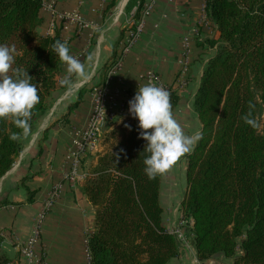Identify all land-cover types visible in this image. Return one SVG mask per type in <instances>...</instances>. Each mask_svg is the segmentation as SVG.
Instances as JSON below:
<instances>
[{
	"label": "trees",
	"instance_id": "obj_1",
	"mask_svg": "<svg viewBox=\"0 0 264 264\" xmlns=\"http://www.w3.org/2000/svg\"><path fill=\"white\" fill-rule=\"evenodd\" d=\"M41 4L0 0V44L14 48L12 67L25 69L38 85L40 100L29 117L30 130L44 116L64 64L52 46L66 42L58 32L37 33ZM203 4L219 37L206 41L214 54L193 100L201 138L187 154L179 209L192 220L198 264H224L219 258L229 259L228 264H264V0ZM167 90L174 111L179 97ZM134 94L127 93L128 109ZM248 114L252 124L243 119ZM138 132V121L128 111L107 125L103 142L108 147L96 164L89 168L83 160L91 177L79 190L94 210L86 240L88 264H168L178 255L179 243L162 217L161 174L151 179L145 174L148 153ZM24 136L12 117L0 118V178L11 168ZM17 260L18 254L10 264ZM8 261L0 251V264Z\"/></svg>",
	"mask_w": 264,
	"mask_h": 264
},
{
	"label": "crops",
	"instance_id": "obj_2",
	"mask_svg": "<svg viewBox=\"0 0 264 264\" xmlns=\"http://www.w3.org/2000/svg\"><path fill=\"white\" fill-rule=\"evenodd\" d=\"M43 1H54L56 11L78 13L87 23L86 27H80L77 21H64L41 6L36 27L40 35L58 32L67 42L70 54L85 65V75L73 74L71 86L62 85L61 80L67 75V65H62L44 116L24 136L19 154L0 178V251L9 260L5 264H10L18 254L19 243L29 236L31 219L39 211L47 191L60 183V196L41 221L34 250L44 253L46 264H88L86 240L92 230L94 210L79 190L81 183L71 185L62 177L69 166L73 133L85 125L90 113L93 88L107 84L120 103L124 94L135 93L139 85L149 83L147 75L153 72L158 75L160 86L178 94L173 115L185 134L194 135L200 129L193 112L194 95L214 54V47L206 41H216L219 32L203 13V0H156L142 33L122 57L117 72L107 80L106 69L118 55L130 26L129 14L137 1L142 4L145 0ZM184 38L188 44L186 54L182 50ZM191 125L193 132L189 129ZM106 128L107 125L103 132ZM107 147L102 138L101 151ZM187 154L183 157L184 165ZM97 157L87 154L85 166L92 168ZM167 171L161 174L160 194L166 228L178 220L176 203L185 191L183 181V191H178L172 176L170 183L163 185ZM183 176L185 172L182 180ZM189 246V250H179L168 264H196L192 240Z\"/></svg>",
	"mask_w": 264,
	"mask_h": 264
},
{
	"label": "clouds",
	"instance_id": "obj_3",
	"mask_svg": "<svg viewBox=\"0 0 264 264\" xmlns=\"http://www.w3.org/2000/svg\"><path fill=\"white\" fill-rule=\"evenodd\" d=\"M53 51L67 65V75L61 84L71 86L70 77L75 74L83 77L85 65L70 54L66 42L55 41ZM14 48L0 44V118L12 117L14 124L22 129L24 135L30 132L29 117L32 109L39 103L38 85L22 67L13 68ZM11 70V75L9 71ZM129 114L138 121V138L146 143L144 172L149 179L169 170L182 156L192 150L201 138L198 131L187 135L175 119L167 89L151 82L139 85L134 96L128 101ZM246 123L252 124L250 114L243 117ZM125 127H129L125 125ZM150 130V131H148ZM18 138L16 133L10 137Z\"/></svg>",
	"mask_w": 264,
	"mask_h": 264
},
{
	"label": "built area",
	"instance_id": "obj_4",
	"mask_svg": "<svg viewBox=\"0 0 264 264\" xmlns=\"http://www.w3.org/2000/svg\"><path fill=\"white\" fill-rule=\"evenodd\" d=\"M41 6L51 12L52 16L60 17L65 20H75L80 27H86L87 23L78 13L58 12L55 10L54 1L43 0ZM156 0H145L141 5L137 1L129 14L127 33L122 42L121 48L115 59L109 64L106 70V79L109 80L120 67L122 57L133 47L138 37L143 31L145 20L154 8ZM140 5V8L138 6ZM138 9V15H135ZM204 13V7H203ZM183 53L188 51L187 38L183 39ZM148 80L160 86L158 75L149 72ZM122 102L118 103L115 95L110 92L107 84H102L93 88V97L91 110L85 125L74 131L71 140V150L68 153L70 160L68 169L63 173V181L69 182L71 185L80 184L89 179L91 174L82 168V163L87 154L100 155L101 141L103 138V129L106 125L115 123L124 118L128 113L126 106V95ZM61 193V184L55 183L47 191L43 203L37 213L31 219V230L29 236L18 245V260L16 264H46L43 252H36L34 244L40 237L41 221L46 213H48ZM178 220L174 225L166 228L168 232L174 235L179 243V250H189L190 242L193 241V233L191 231V218L183 216L179 210ZM186 229V230H185ZM89 259V257H88ZM89 261V260H88ZM198 264V260L197 263Z\"/></svg>",
	"mask_w": 264,
	"mask_h": 264
},
{
	"label": "rangeland",
	"instance_id": "obj_5",
	"mask_svg": "<svg viewBox=\"0 0 264 264\" xmlns=\"http://www.w3.org/2000/svg\"><path fill=\"white\" fill-rule=\"evenodd\" d=\"M194 112V111H193ZM262 112H263V108H262V106H260L259 105V107H258V111H257V117H258V120H259V128H260V125H261V123H262ZM195 114V113H194ZM195 117H196V119L198 120V118H197V116H196V114H195ZM198 122H199V120H198ZM194 127H192V125L189 127V129H193ZM194 130V129H193ZM193 130L191 131V132H193ZM183 157L184 156H182L167 172V178L165 179H163V185L164 186H167L169 183H170V180H171V176L173 177V178H175V182L178 184V191L179 192H181V190L183 189V186H184V184H185V176H183V180H182V174H183V172H185L184 170L186 169V164L184 165V162L185 161H183ZM187 162V161H186ZM174 166H175V169H174ZM184 182V184H183V182ZM185 190H186V185H185ZM183 191V190H182ZM185 192V191H184ZM184 195V194H183ZM183 197V196H182ZM182 199V198H181ZM180 199V200H181ZM180 200L178 199L177 200V203H176V207L178 206V214L180 213L179 212V204H180ZM160 201H161V199H160ZM174 202V199L172 200V203ZM175 203V202H174ZM178 217H179V215H178ZM219 262H221V263H224V264H228V263H226V261L224 260V258L222 259V258H219V260H218Z\"/></svg>",
	"mask_w": 264,
	"mask_h": 264
}]
</instances>
